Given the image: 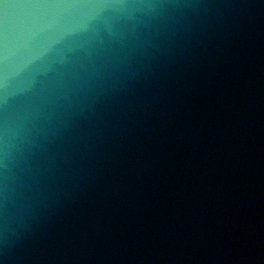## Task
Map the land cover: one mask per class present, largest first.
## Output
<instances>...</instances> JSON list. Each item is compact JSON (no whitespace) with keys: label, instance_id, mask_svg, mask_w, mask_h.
Masks as SVG:
<instances>
[{"label":"water","instance_id":"95a60500","mask_svg":"<svg viewBox=\"0 0 264 264\" xmlns=\"http://www.w3.org/2000/svg\"><path fill=\"white\" fill-rule=\"evenodd\" d=\"M0 264H264V0H0Z\"/></svg>","mask_w":264,"mask_h":264}]
</instances>
